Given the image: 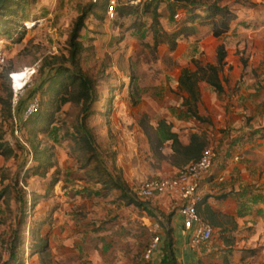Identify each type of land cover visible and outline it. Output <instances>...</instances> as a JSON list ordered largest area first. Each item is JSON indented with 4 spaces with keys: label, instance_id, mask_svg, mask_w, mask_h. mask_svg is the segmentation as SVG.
<instances>
[{
    "label": "rangeland",
    "instance_id": "1",
    "mask_svg": "<svg viewBox=\"0 0 264 264\" xmlns=\"http://www.w3.org/2000/svg\"><path fill=\"white\" fill-rule=\"evenodd\" d=\"M225 1L237 17L228 34L212 38L207 25L197 26L173 51L165 44L153 45L154 31L175 29L168 1L146 9L127 8V0H116L111 18L105 0L11 2L10 14L0 16V143L12 150L0 154V264H86V239L113 242L114 234L119 232V238L129 233L113 223L118 220L120 191H104L98 176L90 177L89 171L95 164L91 157L99 156L131 193L147 179L159 177L161 159L151 152L142 124L154 126L164 119L177 125L180 134L205 132L213 148L219 131L237 130L232 125L238 118L224 108L221 93L198 83L197 113L207 119L199 122L186 112L185 94L177 86L182 69L194 70V62L216 64L219 44L224 45L226 64L251 65L254 77L264 75V0ZM91 6L80 31L78 66L91 80L94 95L86 107L82 101L67 102L55 111L58 99L53 93L33 89L61 65L72 66L64 61L69 33L77 16ZM175 11L183 15L185 9L177 6ZM231 69L220 73L229 80L222 85L225 100L226 93L235 97L244 87L241 79L232 85ZM35 100L34 112L40 109L39 115H49L51 122L36 125L40 118L32 117L19 127ZM263 110L258 105L256 116L244 115L242 128L255 125L263 135ZM82 125L93 138V150L80 144ZM144 202L150 204L149 199ZM251 247L244 245L240 251ZM255 247L264 263V240Z\"/></svg>",
    "mask_w": 264,
    "mask_h": 264
},
{
    "label": "crops",
    "instance_id": "2",
    "mask_svg": "<svg viewBox=\"0 0 264 264\" xmlns=\"http://www.w3.org/2000/svg\"><path fill=\"white\" fill-rule=\"evenodd\" d=\"M230 66L232 85L241 79L244 87L240 91L242 95L229 97L226 93V100L221 92V102L224 108L237 116L238 120L232 125L237 130L230 134L232 130L226 127L215 136L216 157L200 182L204 203L217 214V221L211 223V239L195 248L188 245L191 230L183 227L177 213L179 200L172 195L161 194L150 198L147 205L150 212L120 199L115 212L118 220L113 223H118L120 229L124 228L129 233L119 238V232L114 234L113 242L108 238L105 242L101 238L86 239V264H264L261 261L262 251L255 247L264 240V134H257L258 127L255 125L244 128L241 125L244 115L256 116V107H264V75L254 77L252 66L240 63H225L221 73ZM260 66L264 68V63ZM224 78L229 83L228 77ZM240 96L238 102L242 103L237 108L235 101ZM171 125L183 144L194 132L203 134L208 145L211 142L205 132L185 130L186 133L182 131L180 134L178 126ZM169 143L162 152L164 158L160 160V176H172L179 170L168 160L171 153ZM237 155H241L242 159H235ZM155 224L159 226L161 241L150 259L145 260L143 254ZM140 230L142 236L138 235ZM244 245L253 246L252 251H240Z\"/></svg>",
    "mask_w": 264,
    "mask_h": 264
},
{
    "label": "trees",
    "instance_id": "3",
    "mask_svg": "<svg viewBox=\"0 0 264 264\" xmlns=\"http://www.w3.org/2000/svg\"><path fill=\"white\" fill-rule=\"evenodd\" d=\"M13 0H5L0 8V16H6L10 14V6ZM169 2L170 16L175 24V29L171 32L166 31H154L153 40L154 46L159 44H165L169 50L173 51L177 47V43L182 38H187L196 32L197 26H208L210 35L214 38H220L226 34L231 27V24L236 20V14L232 7L226 3L225 0H163ZM163 1L142 2L141 5H145L146 9L152 4H158ZM95 3L92 4L94 6ZM105 10L107 6V0L104 2ZM139 5L126 4L124 7L137 8ZM92 6L77 16L74 20L67 44L69 46L68 56L64 59L66 62L71 63V67H64L61 65L58 70H55L53 74H49L47 78L35 85L33 91L35 93L52 92L58 99V104L55 111L61 104L67 102H84L86 107L87 102L94 95V86L89 78L83 75L78 66L79 56L83 50L82 43L80 41V31L84 27V20ZM177 6H181L185 9L184 14L175 18V9ZM122 7V8H124ZM154 17L156 18L155 7L153 9ZM116 11V8L114 12ZM91 12V11H90ZM2 24L0 25V27ZM226 51L223 44H219L216 48V64L195 63V69L189 70L188 68L182 69L178 78L177 86L185 95L182 98V105L185 106L186 112L190 117L198 120L199 122H205L207 119L198 115L197 103L200 99V92L198 89V83L204 82L217 93L223 92L222 81L226 79L220 78V73L223 70L225 64ZM48 84V85H47ZM11 97V93L9 94ZM2 104L7 103L1 101ZM40 108L41 105L39 104ZM10 110L9 107H7ZM40 109L32 113L26 120L19 123V127H22L28 119L37 117L35 124H42L47 120V123L51 122V118L45 115H39ZM11 117L12 113H8ZM41 116V117H40ZM42 118V119H41ZM46 118V119H45ZM144 132L148 136L149 148L154 155H158L159 159L164 158L162 156V148L169 143L171 150L168 160L174 166L182 169L191 162L197 160L201 154V151L208 146V142L205 136L201 133L194 132L189 136L188 142L183 144L176 132L172 131V125L166 122L164 119H160L153 125H143ZM80 135V144L84 148L93 150V138L88 135L86 128L82 125V130L78 132ZM12 152L8 144L0 143V154L9 155ZM92 161L95 162L94 166L89 171V176H98L97 181L102 184L104 191L116 189L120 191V199H123L127 204H133L141 210L150 212L144 202L147 199H139L133 193L128 191L125 183L119 178L111 175L102 165L99 156L93 155ZM38 164H41L39 158L35 159ZM213 165V164H212ZM212 167V166H211ZM211 169V168H210ZM150 199V198H148ZM196 211L203 219H205L210 225L216 222L217 214L212 212L207 204L204 203L203 197L196 205ZM212 226V225H211ZM208 242V241H207ZM206 243V242H205ZM200 246V245H199Z\"/></svg>",
    "mask_w": 264,
    "mask_h": 264
},
{
    "label": "built area",
    "instance_id": "4",
    "mask_svg": "<svg viewBox=\"0 0 264 264\" xmlns=\"http://www.w3.org/2000/svg\"><path fill=\"white\" fill-rule=\"evenodd\" d=\"M157 0H127L130 5H139L142 2H153ZM163 1V0H159ZM116 0H108L106 13L110 18L114 15ZM181 11H176L174 17L178 18ZM38 102L32 101L26 108V115L30 116L36 110ZM16 132V130H15ZM216 151L211 146H206L197 160L179 169L172 176H159L142 182L134 191L139 199H148L161 194H169L179 200L177 213L181 217L183 227L191 230L188 245L191 248L209 241L213 235V227L196 211V205L201 200L200 182L204 175L210 170ZM238 159V156L235 157ZM161 241V233L158 224L151 230V238L148 242L143 259H150L152 253L158 248Z\"/></svg>",
    "mask_w": 264,
    "mask_h": 264
},
{
    "label": "water",
    "instance_id": "5",
    "mask_svg": "<svg viewBox=\"0 0 264 264\" xmlns=\"http://www.w3.org/2000/svg\"><path fill=\"white\" fill-rule=\"evenodd\" d=\"M5 0H0V8L2 7Z\"/></svg>",
    "mask_w": 264,
    "mask_h": 264
}]
</instances>
